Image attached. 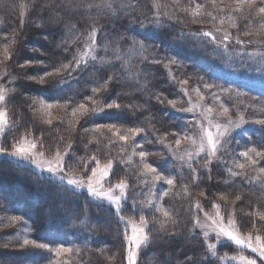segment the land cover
<instances>
[{"label":"trees","instance_id":"trees-1","mask_svg":"<svg viewBox=\"0 0 264 264\" xmlns=\"http://www.w3.org/2000/svg\"><path fill=\"white\" fill-rule=\"evenodd\" d=\"M224 1L216 0L215 7L212 0H179L180 6L189 9L183 11L175 0H130L123 7L122 0H0V75L5 72L3 83L10 92L4 107L3 148L13 152L19 146L36 143L31 150L36 156L31 159L0 157V214L24 219L31 239L37 243L70 247L72 252L63 264H128L126 234L130 235L129 224H141V217L148 222L145 232L151 242L140 248L136 264H218L225 256L238 254L257 261V256L246 249L223 241L217 244L214 235L205 237L195 220L201 222L204 213L209 215L219 205L226 217L233 215L240 235L263 239L264 221L257 213H264V186L246 181L244 175H230L219 160L208 169L203 167V159L192 162L199 173L194 179L187 157L182 160L179 154L175 159L172 150V133L180 132L182 118L168 101L177 102L185 92L176 71L191 79L194 75L187 73L186 65L198 66L197 74L204 71V60L215 49L204 33L218 27L217 17L222 14L217 8ZM196 4L202 7L194 20L191 10ZM247 13V8L243 14L227 13L237 25L231 27L234 34L241 38H245V31L258 30L263 22L254 12L251 17ZM93 28L98 32V59L81 61L76 69L73 56L81 60L85 37ZM133 40L143 42L145 48L134 46ZM241 40L244 43L237 47L246 49L245 53H255L264 43ZM6 44L10 59L3 54ZM153 59L160 63H152ZM69 63L72 67L67 71L45 77L41 83L40 76ZM40 99L57 107L54 122L47 123L38 114L36 103ZM109 103L120 107L108 108ZM81 104L84 108L79 107ZM75 109L79 111L73 116ZM104 124H115L119 130L142 129L140 145L149 153L148 162L174 178V184L166 187L169 194L164 199L170 217L139 204V192L148 187L139 157L133 154L131 141L125 144L113 132L97 129ZM253 142L264 148L263 136L254 135ZM57 152L65 165L63 179L47 170L53 161L46 160ZM79 158H84L86 168L81 167ZM108 160L113 164L112 173L102 178L98 172L95 179L99 183L93 186L99 191L121 181L128 185L119 213L106 198L94 197L86 187L67 184L68 179H83L86 184L91 169H102ZM116 194H120L118 190ZM164 220L169 221L168 233L175 235L159 230ZM2 245L14 249L2 253L14 264L29 263L47 254L45 249L22 247L14 241L0 242V248ZM208 245H215V255ZM42 261L40 264H49Z\"/></svg>","mask_w":264,"mask_h":264},{"label":"rangeland","instance_id":"rangeland-1","mask_svg":"<svg viewBox=\"0 0 264 264\" xmlns=\"http://www.w3.org/2000/svg\"><path fill=\"white\" fill-rule=\"evenodd\" d=\"M128 2H130V0H122L121 3L122 5H126L128 4ZM235 3L236 2L231 3L226 0L218 4L219 8L217 9L220 10L222 15H219L217 17L219 20V24L217 25L218 27L214 28L210 32L213 36L216 37V40L213 41L210 36H207L208 39L211 41V44L215 47V49L210 52L207 58L204 60L205 64H207L206 67H203L204 71L200 74H197V68H199L198 66L193 65L191 67L190 65H186L185 69L186 71L188 70L187 73L189 74L190 72L194 75L192 79L188 76L182 75L183 73H180V71H176L182 81L187 80V84H184L185 92L183 93V97L179 99L176 102V106H172V108L174 109V112H176V114H181V116L178 117L179 119L182 118V125L179 127L181 135L187 132L189 139H182L180 148L184 149L185 151H178V154H175L176 157L174 156L175 159L178 157L179 154L185 156L186 158V153L193 151V149L189 147V144L190 139L194 137L197 132V122L202 124L205 128L209 129L213 133L214 137L217 134V124L221 126V130L223 129V126L228 123L229 119L234 124L238 125L230 127L228 133H226L225 136L220 139L221 144H223L224 139L228 140L226 149L222 148L221 151L217 153V155L223 156V160L219 161H221L224 165V161H227V167H233V158L244 162V158L240 157L239 153H242L247 149L256 148L257 150H264L263 147H256L253 142L254 135H258L259 137L263 136L264 138V124L259 123V121L264 120V43L262 48L260 50H256L255 53H245L244 50L246 49L237 47L241 46L242 43H236L237 38H239L240 40H263L264 42V30H262L261 25L258 24L260 27H257L258 30L256 29L252 33L253 37L245 36V38H241L240 34V36L238 34H234L233 31H235V28H231L233 27L232 20H230V14L227 13L235 7ZM260 6H264V4H261V0H256V9H258V7ZM253 12L255 13V10ZM221 20L226 23V26H223L220 23ZM226 34L230 35V39L223 42V44L227 45V48H225L223 44H221V40ZM260 35L261 37H259ZM86 40L87 36L85 37L84 49L80 54V58L83 63H85L88 59H91L93 54H96L95 51L90 52L88 50L86 46ZM97 40L98 32L96 36V44ZM215 42L218 44L216 45ZM5 78L6 74L4 72L0 75V93H2L5 97L4 101H0V112L3 113H5L4 107L10 93L8 90V86L3 83ZM12 81L13 80L10 79L9 84H12ZM206 83L211 84L212 88H204V84ZM197 88L199 89V92L203 94V100L199 99L197 92L195 91ZM213 94H215V99L213 98ZM189 97H191V102H189ZM41 102H43V105L51 104L52 107H42ZM36 107L38 114L41 115L47 123H49V121H51L52 123L57 119V107L52 102H49L45 99H40L36 103ZM225 107L228 109V113L227 115L221 116L220 114L223 113V108ZM207 108L212 109L211 125H209L208 123V116L206 114ZM5 126L6 116L4 115V117L0 119V147H3L2 137L5 132ZM124 131L125 130H120L122 134L124 133ZM139 135H136L134 139L140 144ZM159 145L163 148H166V144L164 143H161ZM22 146L28 147L26 145ZM135 150L139 152L141 148L137 147ZM225 151L229 152L230 155L224 156L223 154ZM8 153L12 152L6 151L5 153L0 154V157H8L10 155ZM55 159L56 156H53L47 159L46 161H53V165L51 166H55ZM146 159L148 162L147 157ZM198 159L204 160L203 155L201 154V157ZM215 162L216 159L213 158L212 163ZM48 165L50 166V164ZM262 168H264V160H259L255 167L246 166L244 169L233 167V170L237 172H243L245 174L244 179L246 181L248 180V182L264 186V172L260 171V169ZM39 170L42 171L41 168ZM158 172L160 171L158 170ZM160 173L162 174L161 180L155 181V184L153 185L152 180L148 179V181L146 182L148 183V187L144 189L145 191L143 190L139 192L142 193V196H139L140 201H138L141 206L147 207L148 209L152 210H156L157 208L161 207L166 209L164 205L165 197L159 200L157 199V197H159L161 193L166 191V187L168 188L170 185H167L163 181V177L167 175L162 172ZM0 184L2 183L0 182ZM217 212L219 213V216H217ZM13 217L15 216L9 214L3 215L2 213L0 214V242L14 241L19 243L22 247H29L34 250H41V248H37L31 244H23L25 238L32 240L30 237L29 224L24 219L18 217V219L13 220ZM209 217L210 218L204 217L198 226L202 233H208V238L213 235L216 236V232L213 231L215 225L212 221L213 219L219 220L221 217L223 218L221 222L226 228H230L231 230L237 233L239 232L236 220L233 218V215H231L230 217H226L221 207H219V209L214 207L213 210L209 213ZM230 221H235V224H230ZM136 225L139 227L141 224ZM129 227L131 235V224H129ZM252 240L253 244L257 245L264 242V236L263 239H261L260 241H257L256 237H252ZM222 241L226 243H231L237 248L246 249L250 251L251 253L255 254L258 258L256 264H264V257H260L259 254L257 252H253L251 248H242L241 246L236 245L233 241L228 240V238L224 237L223 235L219 237L217 244H220V242ZM59 246L60 245L50 246V248L54 249ZM63 246L70 248L66 245ZM7 247L8 248H5L3 246L2 248H0V264H14L12 263L10 257L8 258V254H2L3 252H7L5 251V249L8 250L7 253L14 252V249H11L10 245H7ZM133 250L135 251L134 245ZM45 251L47 252V254L43 258H37L35 261L21 264H40L41 259L44 260L42 262L49 264H59V261H63L64 263L66 261V256L70 254L67 253L62 257H57L54 251H49L47 249H45ZM138 253L136 254V260L138 257ZM240 256L239 254L234 256H225L222 261L218 264H230L231 262H234L233 264H242V262L240 261ZM233 257H235V259H233Z\"/></svg>","mask_w":264,"mask_h":264},{"label":"snow or ice","instance_id":"snow-or-ice-1","mask_svg":"<svg viewBox=\"0 0 264 264\" xmlns=\"http://www.w3.org/2000/svg\"><path fill=\"white\" fill-rule=\"evenodd\" d=\"M175 3L178 7H181V10L183 11H189V9H185L182 6L179 5V0H175ZM213 5H215L216 0H212ZM261 4H264V0H261ZM89 7H91V5H89ZM109 7H111V5H109ZM121 7H123V5H121ZM201 5L200 4H196L195 5V9L191 10V15L194 18H197L200 16V9H201ZM245 8L248 9V13L247 16L251 17L253 15V11L255 10V15H259L261 16V20L264 21V6H260L258 7V9H256V0H236L235 3V7L231 9V11H235V12H240V13H244L245 12ZM157 17L160 16L159 11H157L156 13ZM208 15H211V13H208ZM213 20L216 19V17H212ZM135 22V21H132ZM221 24L224 23L223 20L220 21ZM141 26H143L141 24ZM232 26L233 27H237L235 21L232 22ZM73 27H75L73 25ZM261 29L264 30V22L261 23ZM207 36H210L212 38L213 41L216 40V37L212 35V33L207 32L204 33ZM251 31H245L244 35L248 36L251 35ZM96 36H97V32L96 29L93 28L91 32L88 33L87 35V40H86V46L88 48V50L90 52H93L97 49V44H96ZM121 39H123V37H121ZM230 39V35L226 34L223 39L221 40V44H223L224 41L229 40ZM66 43V42H65ZM236 43L237 44H241L244 43V41L240 40L239 38L236 39ZM132 44L135 45H139L140 49H144L145 45L143 44V42L140 41H132ZM223 46L225 48H227L226 44H223ZM106 47V46H105ZM67 47L65 48V51H67ZM3 54L5 56L6 59H10V54H9V50H8V45H4V49H3ZM73 59L76 60V64H75V68L79 69L80 65H81V60H78L76 58V56H73ZM91 59L93 61L97 60L98 57L96 55H92ZM99 59H103V57H99ZM146 59V58H145ZM152 63H160L159 59H153L151 61ZM171 63H175V61H170ZM31 63V62H29ZM43 63V62H40ZM72 65L71 63L69 64H60L57 68H55L52 72H46L43 76H40L39 79L41 81V83L44 82L45 77H53L55 76L57 73L61 72V71H67L69 68H71ZM31 79H35L36 77H30ZM182 84H187V80H183L181 81ZM204 88L206 89H211L212 85L211 84H204ZM94 92L96 91L95 89L93 90ZM197 92V95L199 97L200 100H203V94L199 92V89L197 88L195 90ZM213 98L215 99V94H213ZM5 97L2 93H0V101H4ZM157 100L160 101L161 103H163L162 100H160V97H157ZM189 102H191V97H189ZM168 103L170 105H172L173 107L176 106V101L175 100H169ZM42 107H46V108H51L52 105L48 104V105H43V102H41ZM80 108H84V105L81 104L79 106ZM108 108H119L120 105L119 104H115V103H109L107 104ZM195 107V106H193ZM79 111V109H75L72 113L73 116L76 115V112ZM93 111H96L95 109ZM228 113V109L225 107L223 108V113H221L220 115H227ZM206 114L208 116V123L209 125H211L212 123V109L211 108H207L206 109ZM5 113L0 112V119H2L4 117ZM242 119V117H241ZM49 123H51V121H49ZM259 123L264 124V120L259 121ZM234 126H238L236 124H234L230 119L228 121V123L223 126V129L221 130V126L219 124L216 125V129H217V134L214 137L213 133L205 128L202 124H200L199 122H197V132L195 134L194 137H192L190 139V144L189 147L193 149V151L191 152H187V161L189 169L191 171V174L193 176V178L195 179L196 177H198L199 173L197 171V169L195 167H193L192 162H199V159L201 157V154L203 155L204 158V165L203 167L208 169V166L212 163V159H216V160H223V156L221 155H217L218 152L221 151L222 148L227 147L228 144V140L224 139L223 144L220 143V139L222 137L225 136L226 133H228L230 127H234ZM97 129L100 128H105L107 129L109 132H113L114 136L116 138H118V141H123L125 142V144H128V142L131 140V147L133 149V154L134 155H138L139 160H140V167L144 170V180L145 182L148 181V179H151L153 182V185L155 184V181H159L162 179V174L160 172H158V170L156 168H154L152 166V164L147 162L146 157L149 155L148 152H146L145 150H143L142 146L134 139V137L136 135H139L140 132L142 131V129L140 128H128L125 129L124 133L122 134L119 130V128L117 127V125L115 124H104V125H97L96 126ZM84 131H88V129H84ZM172 135L175 137L174 139V144H175V149H172L174 154H178L179 152H183L185 151L184 149L180 148L181 145V141L182 139H189L188 137V133L185 132L183 133V135H181V132H175L172 133ZM111 139V138H110ZM137 147H140L141 150L136 153L135 149ZM170 148H172L171 145H169ZM36 148V143H32L31 145H29L28 147H18L15 149V151H13L12 153H8L10 155L13 156H18V157H22L25 159H31L34 156H36V153H32L31 150ZM121 150H125L123 146H121ZM6 152V149L3 147H0V154H3ZM65 155H67V153H65ZM224 156H229L230 153L225 151ZM240 157L244 158V162H241L240 160L233 158V167L234 168H239V169H244L246 166L248 167H255V165L259 162V160H264V150H257L256 148H252V149H247L242 153H239ZM131 157H129L130 159ZM180 159H185V156L181 155L179 156ZM93 161H95L97 163V165H99V161L96 160V157L93 156L91 158ZM79 162L81 164V167L86 168L87 165L84 162V158H79ZM225 165L227 167V161H224ZM55 166H49L48 167V171L50 173L53 174H58L60 176L61 179L64 178V171H65V165H64V161H63V157L61 156V154L59 152H57L56 155V159H55ZM233 167H227V171L230 173V175L232 176H241V175H245L244 173L241 172H237L233 170ZM112 169H113V164L111 160H108V162L103 166V168H92L91 169V176H88V182L85 184V182L83 181V179L80 180H76V179H68L67 180V184L68 185H76L78 187H86L88 189L89 192L92 193V195L94 197L97 198H106L110 203L115 204L116 205V211L117 213H119L121 211L120 208V203L122 199H126V197H124V190L128 187V185L126 183H124L123 181H121L120 183L115 184L113 187H109L107 190H105L103 187L100 188L99 191H97V189L93 186L94 183H99L98 180H96L95 178L97 177V174L99 172L100 176L103 177H108L110 173H112ZM260 171L264 172V168L260 169ZM151 174V175H149ZM209 179H211V175H210V169H209ZM163 181L167 184V185H173L174 184V178L171 176H165L163 177ZM109 184H111V181H107ZM117 190L119 191V195L116 194ZM186 190V189H185ZM168 191H164L163 193L160 194L159 197H157V199H162L163 197L168 196ZM201 195H203V193H201ZM225 198V197H222ZM226 199V198H225ZM236 199H240L239 196L236 197ZM215 207L217 209H219V205H215ZM197 210H201L199 203H197L196 205ZM156 211H159L162 216L164 217H170L171 213L164 208H157ZM206 218H210L208 213H204ZM217 216H219V213L217 212ZM257 216L259 217V219L261 221H264V213H257ZM18 219L17 217H13V220ZM121 219H123L121 217ZM141 225L138 227L136 224H131V235H127L126 234V242H127V259H128V264H136V254L138 253V251L140 250V248L147 244L150 243V237L148 235L147 232L144 231V229L147 227V221L144 219V217H141ZM222 217L219 220L213 219V224L215 225V227L213 228V231L216 232V238L219 239V237L221 235H223L224 237H227L228 240L233 241L236 245L241 246L242 248H251L253 252H257L259 254L260 257H264V243H260L257 245L253 244V240H252V236L251 234H249L248 236H241L239 235L237 232L231 230L230 228H226L222 221ZM130 221H125V224H129ZM169 223L168 220H164L160 222V226H159V230L161 232H164L168 235H175V232H171L168 233L166 225ZM171 223L173 225L176 224L175 219L171 220ZM200 221L199 219L195 220V226H199ZM230 224H235V221H230ZM150 231V230H149ZM203 235L205 237L208 236L207 232H204ZM257 241H260L261 238L259 236L256 237ZM24 245H33L37 248H41V249H47L49 251H54L57 257H62L67 253H71L72 249L64 247L63 245H60L59 247H56L54 249L50 248V246L46 243H37L35 240H29L27 238L24 239L23 241ZM133 245L135 246V251L133 250ZM209 249L213 250V255H215V245H208ZM233 259H235V257H233ZM240 261L242 262V264H256V260L255 259H250L246 256L241 255L240 256ZM59 264H63V261H59Z\"/></svg>","mask_w":264,"mask_h":264}]
</instances>
